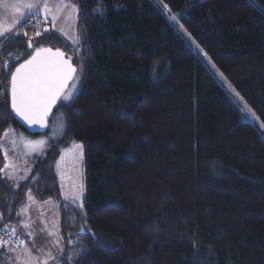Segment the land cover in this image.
<instances>
[{
  "label": "trees",
  "instance_id": "1",
  "mask_svg": "<svg viewBox=\"0 0 264 264\" xmlns=\"http://www.w3.org/2000/svg\"><path fill=\"white\" fill-rule=\"evenodd\" d=\"M70 1L77 47L42 25L2 38L0 172L7 131L39 136L9 102L11 75L31 56L29 44L69 54L82 84L57 106L61 137L23 183L13 188L0 178V229L16 223L32 192L59 206L78 264H264L261 132L153 0ZM159 2L264 125V0ZM72 143L85 152V215L62 200L55 174ZM11 259L0 249V264Z\"/></svg>",
  "mask_w": 264,
  "mask_h": 264
},
{
  "label": "rangeland",
  "instance_id": "2",
  "mask_svg": "<svg viewBox=\"0 0 264 264\" xmlns=\"http://www.w3.org/2000/svg\"><path fill=\"white\" fill-rule=\"evenodd\" d=\"M153 1L178 31L183 40H185L194 51L198 52L211 72L224 86L231 100L242 111L244 121L251 123L264 137V125L262 122L253 114L247 103H245L234 88L216 69L192 36L187 33L180 24L177 16L169 13L167 9L160 4L159 0ZM26 4L40 5L37 14L33 15L32 20L28 21L27 27L33 28V22H38L39 25L44 26L43 29L47 28L48 31L59 33L71 47L78 46V8L70 0H63V3L62 0H2L0 1V32H4L6 28L14 29V31L6 33V36H8L20 30V26L17 22L22 19V13L29 11L24 7ZM44 4H47L50 9L47 23L43 22L45 19ZM64 4H67V7H64ZM58 8H62L63 10L58 11ZM73 9H75V11H73ZM173 16L176 17L175 20L172 19ZM53 17H58L55 20L54 26ZM40 47L42 48L45 46L40 45L36 48ZM30 49L33 50L31 47ZM76 66V77L64 95L68 98L64 99L63 96L60 101L61 103L71 102L76 97L81 87L82 70L80 65L76 64ZM63 127L64 121L62 113L55 111L50 118L48 126L49 131L43 136H29L15 130L7 131L2 141V149L5 155V164H8L9 167L7 169H5L4 166L2 167L0 178L8 182L13 188L20 186L29 175L32 167L47 155L51 147L61 137ZM13 141H15V143H13ZM77 145L81 147H77ZM85 165V152L80 143H72L69 147L62 150L55 165V174L61 188L62 200L69 206L77 208L78 213L82 215H85L84 203L86 201ZM29 195H31L35 203L29 200ZM48 201H51V203H46ZM23 208H27V212L18 216L16 223L7 228H11L13 225L17 226L20 239L25 242V246L31 250L32 256L34 257V259L29 261V264H43L44 261H48V264H63L62 260L67 261L69 264H78L81 256L79 259H72L71 256L74 251L78 250V246L74 247L73 245L74 239L72 236L74 235L71 234L70 231L67 245L64 235L62 234L59 206L50 199L39 202L33 196V193L29 192L26 196L25 203L19 208L18 212H21ZM25 222L30 224L29 228L22 227ZM49 232L54 233V235H49ZM79 232L83 233L85 230L80 228ZM29 233L31 235H29ZM7 248L10 251L13 245L10 244ZM10 252L12 264H18V259L19 264H24V261L28 260L22 249ZM48 253L51 255L49 256ZM53 257L55 259H52Z\"/></svg>",
  "mask_w": 264,
  "mask_h": 264
},
{
  "label": "snow or ice",
  "instance_id": "3",
  "mask_svg": "<svg viewBox=\"0 0 264 264\" xmlns=\"http://www.w3.org/2000/svg\"><path fill=\"white\" fill-rule=\"evenodd\" d=\"M24 7L29 11L21 14L22 19L17 22L20 27H24L27 25L28 21L32 20V16L37 14L40 5L26 4ZM43 7L45 10V19L43 22L47 23L50 9L47 4H44ZM64 7H67V4H64ZM62 10V8H58V11ZM73 11H75V9H73ZM57 18L58 17H53V26ZM172 19L175 20L176 17L173 16ZM32 27H39V23L33 22ZM11 31H14V29L6 28L4 32H0V38L10 40V37H6V33ZM44 31L47 32L48 29L45 28ZM36 35L39 36L41 33L37 32ZM3 46V40L0 39V47ZM29 47H32L31 43ZM62 55L63 54L59 51L52 53L49 49H39L32 59L26 64H22L18 67L15 74L12 76L11 91L13 111L28 122L29 126H32L33 123H38L41 127H44V117L54 102L60 98L66 80L75 72V69L72 68L71 65L65 66V63L59 59ZM63 98L67 99L68 97L64 96ZM13 143H15V141H13ZM77 147L81 146L77 145ZM8 167V164L4 165L5 169ZM29 200L35 203L31 195H29ZM46 203H51V201ZM26 212L27 208H23L17 215L20 216ZM0 219H2V217H0ZM22 227L29 228L30 224L25 222ZM29 235L31 234L29 233ZM49 235H54V233L49 232ZM10 244L13 245L10 251H15L17 249L23 250L24 255L28 258V260L24 261V264H29V261L34 259L31 250L27 248L25 242L20 239L16 225L11 226V228H4L3 232H0V249L7 248ZM48 255L50 256L51 254L48 253ZM52 259L55 258L53 257ZM43 264H48V261H44Z\"/></svg>",
  "mask_w": 264,
  "mask_h": 264
},
{
  "label": "water",
  "instance_id": "4",
  "mask_svg": "<svg viewBox=\"0 0 264 264\" xmlns=\"http://www.w3.org/2000/svg\"><path fill=\"white\" fill-rule=\"evenodd\" d=\"M43 49H49L51 50L52 53H55L57 51L61 52L63 55L62 57H60L59 59L65 63V66L67 65H71L72 68L75 69V72L73 74H71V76L66 80L65 84H64V87L62 89V92H61V96L59 99H57L54 104L51 106V108L49 109V111L47 112L46 116L44 117L43 119V123H44V127H41L38 123H33L32 126H29L28 122H26L24 119H22L20 116H18L14 111H13V108H12V76L15 74L16 72V69L18 67H20L22 64H26L29 60L32 59V57L35 55L36 51L33 53V55L27 59L26 61H24L22 64H20L19 66H17L12 75H11V78H10V83H9V102H10V109H11V113L12 115L15 117V119L21 124V126L29 133V134H32V135H43L44 133L47 132L48 130V126H49V121H50V118L52 116V114L54 113V111L56 110L57 106L59 105L62 97L65 95V93L67 92L70 84L73 82V80L75 79L76 77V74H77V68L76 66L74 65V62H73V59L70 57L69 54H67L66 52H64L63 50H59V49H53L51 47H48V46H45V47H42ZM41 48V49H42ZM38 51V50H37Z\"/></svg>",
  "mask_w": 264,
  "mask_h": 264
},
{
  "label": "flooded vegetation",
  "instance_id": "5",
  "mask_svg": "<svg viewBox=\"0 0 264 264\" xmlns=\"http://www.w3.org/2000/svg\"><path fill=\"white\" fill-rule=\"evenodd\" d=\"M39 49H41V47H40V48H35L34 50H32L31 56L33 55V53H34L35 51H37V50H39ZM31 56H30V57H31ZM30 57H29V58H30ZM75 66H76V65H75ZM76 68H77V66H76Z\"/></svg>",
  "mask_w": 264,
  "mask_h": 264
},
{
  "label": "built area",
  "instance_id": "6",
  "mask_svg": "<svg viewBox=\"0 0 264 264\" xmlns=\"http://www.w3.org/2000/svg\"><path fill=\"white\" fill-rule=\"evenodd\" d=\"M4 229V228H3ZM3 229H0V232H3ZM5 238H7V237H5Z\"/></svg>",
  "mask_w": 264,
  "mask_h": 264
},
{
  "label": "crops",
  "instance_id": "7",
  "mask_svg": "<svg viewBox=\"0 0 264 264\" xmlns=\"http://www.w3.org/2000/svg\"><path fill=\"white\" fill-rule=\"evenodd\" d=\"M6 134V133H5ZM5 136V135H4Z\"/></svg>",
  "mask_w": 264,
  "mask_h": 264
}]
</instances>
